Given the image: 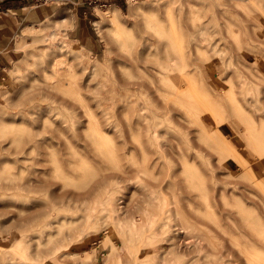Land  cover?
I'll use <instances>...</instances> for the list:
<instances>
[{
    "label": "rangeland",
    "instance_id": "374dc122",
    "mask_svg": "<svg viewBox=\"0 0 264 264\" xmlns=\"http://www.w3.org/2000/svg\"><path fill=\"white\" fill-rule=\"evenodd\" d=\"M86 3L0 65V264H264V0Z\"/></svg>",
    "mask_w": 264,
    "mask_h": 264
},
{
    "label": "crops",
    "instance_id": "0c3cea01",
    "mask_svg": "<svg viewBox=\"0 0 264 264\" xmlns=\"http://www.w3.org/2000/svg\"><path fill=\"white\" fill-rule=\"evenodd\" d=\"M48 1V0H46ZM43 0H0V65L5 55L10 52V45L14 35L24 25H31L46 17L50 5H46ZM63 1V0H56ZM69 1V0H68ZM74 3L84 7L86 15L87 0H73ZM108 7H120L123 0H100ZM127 2V0H125ZM80 6V7H81ZM82 8V7H81ZM27 26V27H28Z\"/></svg>",
    "mask_w": 264,
    "mask_h": 264
},
{
    "label": "bare ground",
    "instance_id": "6f19581e",
    "mask_svg": "<svg viewBox=\"0 0 264 264\" xmlns=\"http://www.w3.org/2000/svg\"><path fill=\"white\" fill-rule=\"evenodd\" d=\"M103 17L105 18V19H107V20H111V14H110V7L109 8H107V9H105L104 11H103ZM27 29H26V35H30V36H37L38 34H37V31L34 29V26L32 27L31 25H29L28 27H26ZM43 35H42V37L44 38V39H47V38H51L52 36H53V34H54V31L52 30V28H49V26H46V28L43 30ZM57 32L55 31V34H56ZM24 34V35H25ZM33 37V38H34ZM41 37V38H42ZM163 37H165V36H163ZM164 42V41H163ZM143 46L144 45H142L141 44V47L143 48ZM145 47V49L147 48L146 46H144ZM142 51L143 50H141V51H139L138 52V54H136V57L133 59V61H132V63H133V65H135L136 64V62H143V63H145L146 65H150L151 64V62H152V60L151 59H149L148 57H147V55L146 54H142ZM174 60V56H170V54H165V56H163L162 57V60L160 59L159 60V64H156V69H155V72H158L159 74H161V75H163V76H165V75H167L168 73H169V70L170 69H174L175 70V67H176V65L172 62ZM45 77V76H44ZM44 80L48 83L49 82V80H47V78L45 77L44 78ZM49 84V83H48ZM42 89L43 88H41V87H39V86H36V85H32L31 87H30V91L28 92V95H27V97H26V99H23L24 101L22 102V101H19L18 103H17V101H16V103L18 104V107H17V109H16V113H19V114H21V113H24L25 112V108L24 107H20L19 105H21V104H24V103H27V102H29L30 101V99H32L34 96H36L37 94H40L41 92H42ZM25 95V96H26ZM17 100V99H16ZM20 100H22V98L20 99ZM16 105V104H15ZM14 111V110H13ZM15 113V112H14ZM5 149V147H3V145L2 144H0V150H4ZM1 152V151H0ZM1 180V179H0ZM0 182H2V187H0V188H6V187H3L4 185H6V184H4L5 182L4 181H0ZM24 184V183H23ZM1 185V184H0ZM19 185V184H18ZM16 186V185H15ZM14 186V187H15ZM20 186V185H19ZM11 187V185L9 186L8 185V187L7 188H10ZM17 187V186H16Z\"/></svg>",
    "mask_w": 264,
    "mask_h": 264
},
{
    "label": "built area",
    "instance_id": "2783aa9c",
    "mask_svg": "<svg viewBox=\"0 0 264 264\" xmlns=\"http://www.w3.org/2000/svg\"><path fill=\"white\" fill-rule=\"evenodd\" d=\"M43 1L45 2L46 0H43ZM87 1L90 3V2H92V1H93V2H96V1H99V0H87Z\"/></svg>",
    "mask_w": 264,
    "mask_h": 264
}]
</instances>
